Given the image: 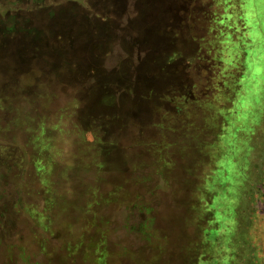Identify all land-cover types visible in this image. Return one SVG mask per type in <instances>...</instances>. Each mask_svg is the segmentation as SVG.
I'll return each instance as SVG.
<instances>
[{
	"label": "rangeland",
	"instance_id": "374dc122",
	"mask_svg": "<svg viewBox=\"0 0 264 264\" xmlns=\"http://www.w3.org/2000/svg\"><path fill=\"white\" fill-rule=\"evenodd\" d=\"M136 7L0 0V42L9 44L0 48V264H94L101 251L107 264H192L188 243L200 264H264V0H193L180 29L158 40L160 52ZM67 8L89 31L104 22L112 34L97 77L87 73L83 85H67L73 77L64 71L93 64L91 44L67 48L62 64L63 52L28 56L18 31L4 32L14 21L61 29L74 19ZM138 40L156 46V68L181 74V90L154 95L141 123L116 115L115 138H104L86 118L84 93L91 84L134 86L114 74L144 58ZM55 66L63 73L52 75ZM134 87L131 103L140 105ZM88 190L89 224L58 209L54 196ZM144 219L148 235L138 229ZM198 225L216 233L206 241Z\"/></svg>",
	"mask_w": 264,
	"mask_h": 264
},
{
	"label": "trees",
	"instance_id": "16d2710c",
	"mask_svg": "<svg viewBox=\"0 0 264 264\" xmlns=\"http://www.w3.org/2000/svg\"><path fill=\"white\" fill-rule=\"evenodd\" d=\"M134 1H136L137 4V11L142 16L143 23H145V35L149 36L150 38L153 37L154 40H156V44H158V40H162L164 38L166 40V38L171 36L172 33H176V31L182 26V17L186 13V11L187 14L192 12L190 10L189 4L192 5L193 0H187L190 1V3L188 4L186 3V0H180L181 2H178L179 0ZM67 10H69L70 12H74L73 14H68ZM67 10H64L66 12H63V14L72 16L74 19L70 21L68 26H65L61 29H43L44 32L41 33L43 30L41 31L37 27V25H34V21H30L27 23L24 22L22 23V26L21 22L19 24L17 21H14L15 24L9 25L10 27H6L4 32L10 31L11 33L15 34V32L18 31L17 35L20 37L22 36L24 38V47L29 52L28 56L29 54H32L35 58L37 57L38 53H41L42 55V52L46 54H56L63 52L62 64L70 63L64 57L66 55L65 52L67 48L78 46L80 41L89 45L91 44L90 49L93 51L92 61L94 63L79 66L78 62H72L70 65L74 66H70L68 70L64 71L70 72V75L73 77H71L72 79H70L71 81L68 82L67 85H83L81 84V80L83 77L85 78L89 75H92L91 77L93 79L97 77L95 75L98 73V69L96 68L98 67L100 55L103 54V50L105 49L104 47L110 41V38H112V34H108V24H105L104 22H100V24H97V22L92 23L94 24L91 25L92 27L94 26L92 28L93 30L89 31L88 23L86 24L83 20H80L82 17H80V15L76 12L74 8H67ZM0 30H2V28H0ZM136 45L137 48L140 49V51H144V58L141 60L140 63L138 62L134 66L129 65L131 61L128 60L129 63L121 65V71L114 75L118 76V78L121 79L125 78V81H129L134 86H139L140 93L137 97L141 102L140 105L139 103H131L132 101H134L133 97L135 95V92H137L134 86H130L128 89H126L121 85H115V87H112V85L108 84V82L105 84H91L92 86H88L86 88V93H84V95H86L87 98H89L90 100V104L88 103V105H86L84 109L86 118L87 120H94L96 127L102 129L101 134L104 138L108 137L110 139L111 135L115 138V135H113L112 133L113 129L111 128L113 127L112 123L115 122L117 119L116 115H120L122 117H129L133 122L141 123L147 115L146 111L152 107V104L155 103L151 99L154 95L157 100V98L162 97L165 94L169 95V93H171V91L174 89L178 91L181 90L180 82H182V76L178 71H170L171 68L167 63H161V66H157V68L154 66L155 63L153 62V59L154 51L157 50L156 46L148 43H141L140 40H138ZM157 46L159 52L163 48H165L164 44L162 43H159ZM0 48H9V44L2 41L0 42ZM22 57L24 58L23 60H29L24 55ZM87 67L90 68L86 69ZM60 69L64 68L55 66L54 71L51 72L52 75H54L55 73H63ZM127 92L132 94L133 99H129V97L126 95ZM104 96H109L111 101H113L112 99H115L120 96H123V98L122 100L118 98L119 103L118 101L115 104H112V102H110L109 105L107 103H104ZM158 101L161 100L159 99ZM108 112L110 114H108ZM86 118H82L81 116L80 120L82 119L83 122H85ZM143 146H145V144H143ZM111 150L112 148L104 152L105 158L113 157V153ZM51 168L52 167H49L48 171L45 173L46 175L44 174L46 177H48L47 175L51 173ZM77 174L78 176H80V173ZM90 194L91 192L88 190L85 195H82V197H78L76 196V194H74L73 197H70V199L64 198V196H54V199L57 198L58 201H60V205L58 204L59 210H62V212L73 211V213H79L80 221L89 224L91 222V202L89 199ZM52 201L53 199H51V197H48V200L45 203V207L48 208H45L43 210L45 215L47 214L46 216L48 218L49 216L52 217ZM137 209L140 212L142 208L138 207ZM48 220L50 221V219ZM146 221L147 219H144V221H142L140 224L138 223L140 227L138 229H140L143 234L147 233L148 231V221ZM132 228L134 229L135 227ZM201 230L203 232L204 239L206 240L211 236V232L216 233L217 227L207 229L202 228L200 225H198L197 235H199V232H201ZM101 231V228L96 229L95 236L97 238L103 236L102 233L104 232L102 231L101 233ZM148 234L149 232L147 233V235ZM210 248L211 246L209 245L207 250L209 251ZM184 252L189 253V258L190 261H192V264H200L199 259L193 258L194 254H192L191 251V243H188L184 247ZM92 260L94 264H107L102 255V251L100 252V254H93Z\"/></svg>",
	"mask_w": 264,
	"mask_h": 264
},
{
	"label": "flooded vegetation",
	"instance_id": "af4514ba",
	"mask_svg": "<svg viewBox=\"0 0 264 264\" xmlns=\"http://www.w3.org/2000/svg\"><path fill=\"white\" fill-rule=\"evenodd\" d=\"M35 23V22H34Z\"/></svg>",
	"mask_w": 264,
	"mask_h": 264
}]
</instances>
